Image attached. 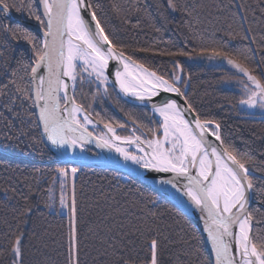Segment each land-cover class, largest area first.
Here are the masks:
<instances>
[{
  "label": "trees",
  "instance_id": "1",
  "mask_svg": "<svg viewBox=\"0 0 264 264\" xmlns=\"http://www.w3.org/2000/svg\"><path fill=\"white\" fill-rule=\"evenodd\" d=\"M92 2L99 5L97 14L106 31L122 46L117 50L165 79L173 74L181 75L183 79L176 86L185 93L184 98L195 113L202 121L218 123L225 143L236 153L250 158L252 163L248 166L253 169L252 175L264 179V118L239 109L242 92L233 84L243 79L248 83V78L224 65L209 64L216 60L230 66L227 61L231 59L264 82V0H178L194 9L191 16L172 11L167 6L168 0ZM11 14L37 24L15 8ZM0 23L16 24L3 14H0ZM21 48L25 50L26 60L30 59L32 54L23 42L12 53L13 57ZM214 50L221 54H215ZM181 51L188 55H180ZM224 52L231 55L225 56ZM177 63L180 68L175 67ZM0 82L7 83L2 70ZM107 89L103 97L95 86L85 85L83 90L78 89L77 102L83 103L100 123L115 128L120 136H127L129 127L133 126L151 138L149 129L156 127L153 114L123 102L110 86ZM9 90L14 91L13 86ZM5 99L0 96V247L6 246L9 237L22 235L24 264H68V216L61 214L56 205L54 211L50 210L49 188L59 174L58 168L69 171L72 166L52 162L54 155L44 141L36 144L31 140L38 133L28 126L19 100L15 107L19 116L14 117L2 106ZM22 131L27 135H18ZM7 136L18 138L8 140ZM75 168L78 172L71 182L72 186L75 183L78 209L80 264H103L108 259L98 258L97 250L102 252L103 248L90 229L102 237L107 227L121 221L134 224L138 217L151 220L149 213L156 214V221L173 241H163L161 264H212L200 232L170 201L119 171L88 166ZM154 198L155 204L150 202ZM251 206L264 212V205L257 201ZM118 230L113 227L112 234ZM113 242L118 244V238ZM126 255L139 264L147 253L137 240L135 245L128 246ZM12 261L9 250L0 252V264H12Z\"/></svg>",
  "mask_w": 264,
  "mask_h": 264
},
{
  "label": "snow or ice",
  "instance_id": "2",
  "mask_svg": "<svg viewBox=\"0 0 264 264\" xmlns=\"http://www.w3.org/2000/svg\"><path fill=\"white\" fill-rule=\"evenodd\" d=\"M167 6L188 16L194 11L178 0H168ZM13 8L34 19L38 27L32 30L19 23H0V70L7 78V83L0 82V96L6 97L2 106L14 117L19 116L15 111L19 100L28 126L37 130L38 136L31 137L36 144L46 140L54 147L87 150L85 145L93 141L92 133L86 127L91 120L83 103L77 102L78 89L83 90L85 85L95 86L99 92L101 85L113 84L125 96H134L142 104L160 96L161 92L185 97L176 86L183 79L181 75L173 74L170 79H165L134 63L123 51H117L122 46L106 31L97 14L99 5L93 4L92 0H0L3 16L10 17ZM21 42L28 46L32 54L30 59L26 60L23 48L13 57L12 53L17 52ZM179 54L188 55L184 51ZM236 54L244 55L243 52ZM223 55L231 53L224 52ZM244 58L248 57L245 55ZM227 62L250 82L244 85L247 98H242L240 103L249 108L259 106L264 109V82L233 60ZM175 67L181 66L177 63ZM10 85L14 91L9 90ZM104 90L108 91L107 88ZM185 103L187 107L169 96H162L152 103V112L158 113L161 119L153 120L156 127L149 129L151 138L135 134L122 137L106 124L112 135L95 138L96 146L114 151L124 162L130 161L139 169L171 174L157 182L170 185L185 198L187 206L200 212L203 232L207 235L215 264H264V212L251 206L253 199L264 205V179L252 175L253 169L248 166L252 163L250 158L236 153L225 143L218 123L213 129V121H202L191 104L187 100ZM18 135L27 133L22 131ZM210 137L220 143L215 144ZM17 138L6 137L8 140ZM121 143L135 145L136 151L121 147ZM56 171L61 178L59 203L61 209H65L69 207L65 192L68 170L58 168ZM77 172V168H71L73 176ZM51 193L49 188V200L53 199ZM150 202L155 204L157 199ZM77 213L73 182L68 214V264H80ZM148 215L151 220L138 217L134 224L121 221L113 225L119 229L114 234L113 227H107L102 237L90 229L103 248L102 252L97 250L98 258L108 257L103 264H138L136 259L126 255L128 246L135 245L137 240L147 253L139 264H161L163 241H173L156 221V214ZM117 238L119 246L113 242ZM22 245V235L14 239L9 237L0 252L9 250L13 256L12 264H24Z\"/></svg>",
  "mask_w": 264,
  "mask_h": 264
},
{
  "label": "water",
  "instance_id": "3",
  "mask_svg": "<svg viewBox=\"0 0 264 264\" xmlns=\"http://www.w3.org/2000/svg\"><path fill=\"white\" fill-rule=\"evenodd\" d=\"M5 17V16H4ZM12 22L19 23L23 25L24 27H27L29 29L35 30L38 25L34 24L32 22L23 21L20 19H17L13 17L12 14H10V17H6ZM119 51V50H117ZM127 56V55H126ZM132 60V59H131ZM133 61V60H132ZM136 64L142 65L137 61H133ZM115 64V62H112ZM143 66V65H142ZM144 67V66H143ZM145 68V67H144ZM146 69L149 72H154L146 67ZM158 75V74H157ZM110 79H114L110 76ZM111 88L113 89L114 93H116L120 99L128 104H131L133 106H139L142 108H145L152 112V103L157 102L162 96H169L172 99H175L181 106L187 107V104L185 103V98L181 96H177L174 93H163L161 92L160 96L152 98V101L145 100V102L142 104L140 101H138L134 96H125L123 93L120 92L118 86H114L113 84H109ZM90 116V115H89ZM90 119L96 123L98 127L101 129L106 128L105 125L100 123L95 117H91ZM215 127V123L213 124V129ZM88 131L92 133L93 141L92 143L86 144L85 148L86 151H81L80 148H76L74 150H69L66 147H54L49 142L44 140V144L47 146V148L52 152L54 155V159L52 162H60L62 164L70 165L72 167H92V168H103V169H110L119 171L127 178H132L139 182L140 184H143L146 188L149 190H153L155 193H157L161 198H164L168 201H170L173 206H175L178 210H180L184 215H186L194 224L196 229L200 232L202 241L204 242L205 250L208 253V256L210 258V262L212 264H215L214 257L211 255V249L210 245L207 242V235L203 232V223L200 220V212L197 211L195 208H191L187 206L184 203L185 198L180 196L179 193L175 191L170 185H161L157 181L161 178L167 179L168 175L164 174H157L155 172H151L144 169H139L138 166L132 165L131 162H124L122 158L119 156V154L115 153L114 151H111L106 148H99L96 146L95 138H98L96 134H94L89 127H87ZM211 140L215 144H219V141H215L214 137H210ZM3 153H7L5 151H2ZM135 169V171H133ZM131 173V174H130ZM256 201L253 199L251 201V205L255 204Z\"/></svg>",
  "mask_w": 264,
  "mask_h": 264
},
{
  "label": "rangeland",
  "instance_id": "4",
  "mask_svg": "<svg viewBox=\"0 0 264 264\" xmlns=\"http://www.w3.org/2000/svg\"><path fill=\"white\" fill-rule=\"evenodd\" d=\"M211 65H214V66H222L224 65L225 67L231 69L232 71L234 72H237V73H240L239 71H237L236 68H234L232 65H226L224 64L222 61L221 62H218L216 60L214 61H211V63H209ZM244 80V79H243ZM235 81L233 84H235L237 86V88L242 92V98H247L246 95H245V88H244V85L247 83L245 80L243 81ZM250 84V82H248ZM233 84H230L229 86H232ZM107 86H110L109 84H106V85H101L100 86V90H99V94H101L103 97L106 96V92H105V88H107ZM111 87V86H110ZM113 90V89H112ZM239 109L240 110H246L250 113H257L259 116L263 117L264 118V109L260 108L259 106L257 107H254V108H249L247 105H242L240 103L239 105ZM151 113V112H150ZM89 114V113H88ZM90 115V114H89ZM91 116V115H90ZM93 117V116H91ZM94 118V117H93ZM156 120V119H155ZM115 129V128H114ZM94 134H96L98 137L102 136L103 135V130L97 126H95V128H92L90 129ZM116 130V129H115ZM117 134V132H116ZM140 135L142 136V138H147L146 136H144L143 134H141V132H137V130L131 126L129 127L128 129V134L127 136H131V135ZM118 135V134H117ZM127 136H122V137H127ZM133 152H135L134 150H131ZM74 178V176L72 175L71 173V170L68 171V176L66 178V188H65V192H66V196H67V203L69 205L68 208H65V209H61V206H60V203H59V199H60V195H61V184H60V180L61 178L59 177V174L56 176L52 186H51V189H52V197L53 199L52 200H49V207H50V210L51 211H54L55 210V205L56 207H58V211L63 214V215H67L69 214L70 212V206H71V197H72V193H71V187H72V182L71 180ZM68 226V224H67Z\"/></svg>",
  "mask_w": 264,
  "mask_h": 264
},
{
  "label": "bare ground",
  "instance_id": "5",
  "mask_svg": "<svg viewBox=\"0 0 264 264\" xmlns=\"http://www.w3.org/2000/svg\"><path fill=\"white\" fill-rule=\"evenodd\" d=\"M151 114H153V116H154V118L158 121V120H160L161 118L159 117V114L158 113H156V114H154L153 112H151ZM81 118V120L83 119V117L81 116L80 117ZM91 120V119H90ZM95 126H97V124L95 123L94 124V122L91 120V123H89V124H87L86 125V127H89L90 129H92V128H95ZM98 127V126H97ZM100 128V127H99ZM103 130V135L102 136H107V137H110L112 134L111 133H109L108 132V129L107 128H104V129H102ZM101 137V136H100ZM119 143V142H118ZM120 146L121 147H124V148H128L129 150H134V151H136V147H135V145H128V144H126V143H121L120 144ZM105 170H107V169H105Z\"/></svg>",
  "mask_w": 264,
  "mask_h": 264
}]
</instances>
